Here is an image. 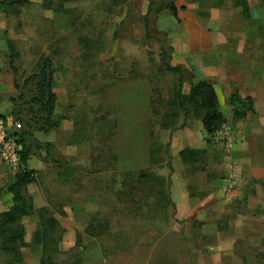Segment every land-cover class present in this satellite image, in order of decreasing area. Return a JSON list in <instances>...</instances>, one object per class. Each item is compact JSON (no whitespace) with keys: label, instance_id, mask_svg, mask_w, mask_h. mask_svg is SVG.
Returning <instances> with one entry per match:
<instances>
[{"label":"rangeland","instance_id":"1","mask_svg":"<svg viewBox=\"0 0 264 264\" xmlns=\"http://www.w3.org/2000/svg\"><path fill=\"white\" fill-rule=\"evenodd\" d=\"M25 1L0 6V65L23 95L19 117H0L10 134L19 122L21 132H35L44 115L32 100L42 80L25 83L48 58L57 95L52 122L61 126L52 129L49 150L27 139L30 156L46 157L44 168L22 189L31 206L20 222L22 261L0 244V264H41L49 256L36 238L41 210L59 221L57 239L64 231L49 246L57 249L53 264H189L195 247L211 256L208 233L264 236V9L245 20L223 9V0H174L178 18L160 7L147 39L150 0ZM163 52L184 68L183 91ZM201 76L216 88L226 118L212 137L178 97ZM236 92L256 107L241 121L229 105ZM186 149L195 153L184 162ZM231 175L239 191L223 195ZM15 178L0 163V213L11 205ZM251 253V264H264V244Z\"/></svg>","mask_w":264,"mask_h":264},{"label":"trees","instance_id":"2","mask_svg":"<svg viewBox=\"0 0 264 264\" xmlns=\"http://www.w3.org/2000/svg\"><path fill=\"white\" fill-rule=\"evenodd\" d=\"M25 0H10L9 2L2 1L0 3L1 7L7 8V6H18L25 4ZM235 6L242 8V18L245 20H253L251 17L250 9L247 0H234ZM167 7L170 14L175 18H178L179 9L175 5L174 0H150V5L148 13L144 18L146 37L150 39V19L151 16L156 12L161 13L160 7ZM258 7L264 9V0H259ZM254 23L253 25H255ZM13 44L11 41H9ZM163 57V64L166 71L169 74L177 75L180 77V90L183 91V86L185 84L183 67H173L168 63V56L165 52ZM53 63L50 59L44 60L43 69L40 74L32 76L25 83L27 86L32 81L42 80V83H38V97L32 100V103L40 108L41 113L44 117H39L35 120L36 130L41 132H48L52 129H58L61 126V121L57 120L52 122L53 115L55 113L57 95L53 91L54 87V71ZM195 71V70H194ZM196 83H190V91L188 95L179 94L181 106L185 107L186 103L190 104L196 111L197 115L201 120L203 130L208 136H213L214 134L223 130L226 125V118L224 117L221 107L219 96L214 85L202 78ZM182 93V92H181ZM23 95H20L18 99H10L11 103H17L22 101ZM229 105L233 108V119L236 121L245 120L248 118L249 114L256 113V107L254 100L251 97L243 98L238 92L232 95L229 99ZM13 114L20 116L21 111H14ZM31 127L30 124H27ZM19 145L22 147L21 151V168L19 173L16 174L15 186L10 190L13 195L11 199V205L6 212L0 213V244L2 251L5 252L12 260L16 262L22 261V254L20 252L21 248L25 245V229L20 224L22 219L30 215L31 206L25 202L23 197L22 189L24 186L35 182L34 172L30 171L28 168V162L30 160V150L26 141L28 138L33 136L29 132H20L18 134H12ZM35 143L39 147H46L48 150L51 148L49 144H42L38 141ZM195 151L191 149H186L182 152V160L186 162L188 160V154L193 155ZM193 158V157H191ZM54 163H58L53 161ZM46 212L44 210L40 211V231L38 232L36 238L37 243L43 244L44 253L46 254L50 251L49 256L43 257L41 264H53L51 263L52 256L57 252V249L50 250L49 246L51 244H57L61 242L62 235L64 231L61 230V236L57 239V232L60 230V223L56 219L47 220ZM80 244V239H78V245Z\"/></svg>","mask_w":264,"mask_h":264},{"label":"crops","instance_id":"3","mask_svg":"<svg viewBox=\"0 0 264 264\" xmlns=\"http://www.w3.org/2000/svg\"><path fill=\"white\" fill-rule=\"evenodd\" d=\"M223 2H225L223 9L233 8L234 11L239 14V17L242 16L243 10L242 8H238L235 6L234 0H223ZM247 2H248L249 9H250L251 17L252 19H254L253 16L255 15L257 11H260V8L257 7L256 5H253L252 0H247ZM19 94L20 92H18L16 88L14 76H12V74H8L7 72H4L3 67H1L0 65V102H1L0 111L5 113L6 118H7L6 120L9 122L14 121L13 119H15L14 118L15 116L17 117L16 114H13L14 111L17 110L15 108L16 103H11L10 99H15V100L18 99ZM219 101H220V98H219ZM16 120L18 119L16 118ZM26 126H27V123H26ZM15 128L17 129L15 134H18L23 130L20 122L17 123V126ZM30 128H33V127H30ZM57 131L58 130H51L47 133L36 131V130L35 132L29 131V133L33 135V137L29 138V140L36 139L37 141L41 143H46V144H49L50 146H53L52 137L55 136ZM26 144L29 147L28 140L26 141ZM40 154L43 155L44 153L41 152ZM35 157L36 156H33V155L30 156V160L28 162V168L29 170L37 172L44 168L43 163L45 162L46 157H41L43 158L44 162L37 161ZM238 182H237V188L234 191L235 194L236 192L238 193L239 191ZM226 184H227V181L223 184V189L221 190V193L223 195L224 194L227 195V193L225 192ZM174 187L175 186H173V188ZM173 188H172V191H173ZM173 197H174V202L176 203L177 200L175 199V195ZM207 204L208 206L211 207V205L214 204V201H208ZM191 205H195V203H191ZM206 235L211 237L210 240L212 241V245H214L213 248L210 249L211 256L208 258L205 257L206 256L204 254L205 252L203 253L200 248L195 247V249L190 251L191 253L188 255L190 259L189 264H210V263L211 264H251V261L249 260L250 257L248 256L249 252H252L251 254H253V253H256L258 250H263L264 236H259L258 234H252V233L224 234V233L216 232V234L208 233ZM239 243L241 244L239 245ZM235 247L241 248L240 251L236 250ZM249 248H253V250ZM207 254L209 255V253Z\"/></svg>","mask_w":264,"mask_h":264},{"label":"built area","instance_id":"4","mask_svg":"<svg viewBox=\"0 0 264 264\" xmlns=\"http://www.w3.org/2000/svg\"><path fill=\"white\" fill-rule=\"evenodd\" d=\"M21 150L22 147L16 141L15 137L9 133L4 118L0 117V161L12 173L17 174L21 168ZM238 180L231 175L227 181L225 192L230 195L237 188Z\"/></svg>","mask_w":264,"mask_h":264}]
</instances>
